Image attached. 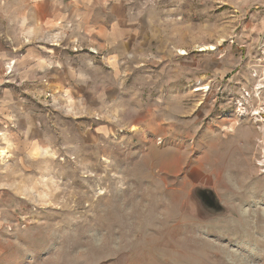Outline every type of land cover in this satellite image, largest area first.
I'll list each match as a JSON object with an SVG mask.
<instances>
[{
	"label": "rangeland",
	"instance_id": "374dc122",
	"mask_svg": "<svg viewBox=\"0 0 264 264\" xmlns=\"http://www.w3.org/2000/svg\"><path fill=\"white\" fill-rule=\"evenodd\" d=\"M86 1L97 67L0 62V264H264V0Z\"/></svg>",
	"mask_w": 264,
	"mask_h": 264
},
{
	"label": "crops",
	"instance_id": "0c3cea01",
	"mask_svg": "<svg viewBox=\"0 0 264 264\" xmlns=\"http://www.w3.org/2000/svg\"><path fill=\"white\" fill-rule=\"evenodd\" d=\"M18 7L16 46L6 43L4 47L0 43V62L16 61L17 82L22 85L17 84L18 87L40 81L39 85L48 83L66 88L70 84L68 74H72L74 62L79 66L97 67L100 51H113L85 47L84 36L98 29L90 30L87 26L97 17L98 4L95 1L21 0ZM91 39L97 43L96 36ZM101 40L109 45L115 44L113 38ZM74 43L84 47L73 48ZM74 55L77 59L73 58Z\"/></svg>",
	"mask_w": 264,
	"mask_h": 264
},
{
	"label": "water",
	"instance_id": "95a60500",
	"mask_svg": "<svg viewBox=\"0 0 264 264\" xmlns=\"http://www.w3.org/2000/svg\"><path fill=\"white\" fill-rule=\"evenodd\" d=\"M193 195L198 201L201 198V200L206 203L205 205L209 207L213 215H222L224 213L223 207L220 205L218 198L212 190L195 189Z\"/></svg>",
	"mask_w": 264,
	"mask_h": 264
},
{
	"label": "bare ground",
	"instance_id": "6f19581e",
	"mask_svg": "<svg viewBox=\"0 0 264 264\" xmlns=\"http://www.w3.org/2000/svg\"><path fill=\"white\" fill-rule=\"evenodd\" d=\"M203 50H205V49H203ZM8 155H9L8 151H6L4 149H0V161H4L6 158H8Z\"/></svg>",
	"mask_w": 264,
	"mask_h": 264
},
{
	"label": "built area",
	"instance_id": "2783aa9c",
	"mask_svg": "<svg viewBox=\"0 0 264 264\" xmlns=\"http://www.w3.org/2000/svg\"><path fill=\"white\" fill-rule=\"evenodd\" d=\"M240 111H241V114L243 115L244 114V112H243L244 111V108H241ZM258 167L260 168L261 173H264V161L263 162H260L258 164Z\"/></svg>",
	"mask_w": 264,
	"mask_h": 264
}]
</instances>
